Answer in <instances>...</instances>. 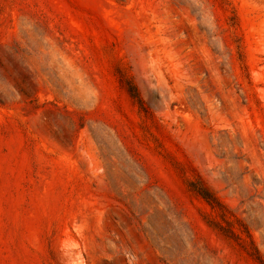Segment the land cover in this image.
I'll return each mask as SVG.
<instances>
[{
	"label": "rangeland",
	"instance_id": "1",
	"mask_svg": "<svg viewBox=\"0 0 264 264\" xmlns=\"http://www.w3.org/2000/svg\"><path fill=\"white\" fill-rule=\"evenodd\" d=\"M0 264H264V0H0Z\"/></svg>",
	"mask_w": 264,
	"mask_h": 264
},
{
	"label": "trees",
	"instance_id": "2",
	"mask_svg": "<svg viewBox=\"0 0 264 264\" xmlns=\"http://www.w3.org/2000/svg\"><path fill=\"white\" fill-rule=\"evenodd\" d=\"M232 25L231 27L232 28H235V22H236V17L232 18ZM238 53L240 55V57L244 58V55H243V51H242V47H238ZM197 192L203 196L206 200H208L209 202H216V199L214 197H211V195H209V193L205 190V189H197Z\"/></svg>",
	"mask_w": 264,
	"mask_h": 264
}]
</instances>
